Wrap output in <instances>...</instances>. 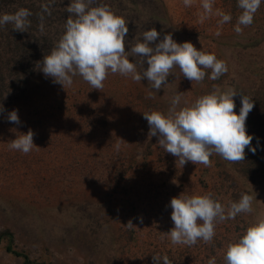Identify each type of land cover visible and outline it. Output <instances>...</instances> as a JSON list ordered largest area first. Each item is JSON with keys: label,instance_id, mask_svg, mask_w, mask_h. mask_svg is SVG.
<instances>
[{"label": "rangeland", "instance_id": "374dc122", "mask_svg": "<svg viewBox=\"0 0 264 264\" xmlns=\"http://www.w3.org/2000/svg\"><path fill=\"white\" fill-rule=\"evenodd\" d=\"M70 2L0 0V16L21 9L30 13L25 32L13 30L11 23L1 26L9 25L0 38V55L16 53L20 70L15 77L12 66L0 60L5 79L0 83L5 110L0 113V236L13 234V239L2 238L0 264H25L27 257L33 264H154L156 254L166 255L171 264H208L213 257L216 264H225L228 243L237 241L264 213V155L250 168L254 182L242 178L244 168L237 162L217 154L210 157V167L179 165L177 157L158 145V137L149 138L143 113L167 115L178 92L183 93L180 107L191 106L214 86L254 93L260 80L264 82V0L253 23L241 26L242 34L234 31L242 11L238 0H214V11L232 16L222 26L215 15L199 23L201 0L191 7L183 0H98L125 19L126 52L139 33L155 28L160 36L150 44L153 48L172 34L175 42H191L226 62L222 82L208 78L210 69H203L202 82H192L174 67L168 85L159 91L146 79L136 82L111 72L100 90L78 75L66 90L45 77L37 62L64 33ZM129 60L136 62L135 57ZM237 96L238 115L242 105ZM13 110L18 111L19 125L7 119ZM29 129L36 147L27 154L10 149L8 142ZM242 193L252 196L253 212L218 222L210 243L173 245L165 235L174 227L172 198L211 194L227 207ZM130 220L133 228L126 227ZM9 245L19 255L9 252Z\"/></svg>", "mask_w": 264, "mask_h": 264}, {"label": "clouds", "instance_id": "9594fccd", "mask_svg": "<svg viewBox=\"0 0 264 264\" xmlns=\"http://www.w3.org/2000/svg\"><path fill=\"white\" fill-rule=\"evenodd\" d=\"M193 3L194 0H183L185 7H191ZM213 3L214 0H201L203 11L199 14V23L203 24L213 15L220 17V26L230 22L232 16L219 9L214 11ZM260 5L261 0H238L237 6L242 11L234 28L237 34H242L241 26L248 27L253 23ZM66 10L69 16L64 33L50 54L37 62L45 77L53 78V82L61 84L65 90L77 75L97 90L104 87L103 82L111 72L136 82L146 79L153 90L159 91L168 85L174 67L192 82L204 80L206 72L203 69L211 70L208 77L211 80L219 79L228 71L225 61L197 50L191 42H175L172 34H165L154 48L151 47L150 44L160 36L155 28L139 33L131 50L126 52L125 37L129 29L125 19L98 0H71ZM29 15L25 9L14 15L5 14L0 16V26L11 23L13 30L25 32ZM220 34V31L216 32L217 36ZM130 56L136 58L135 63L130 62ZM145 62L147 69L144 68ZM237 94L232 89L221 91L214 86L213 92L197 98L191 106L180 107L183 93L178 92L171 98L167 115L158 111L143 113L150 128L148 136L158 137V145L177 157V164L182 166L191 162L210 167L213 154L229 162L242 161L245 149L254 138L246 130V120L254 103L240 94L242 107L237 115L233 99ZM3 111L0 106V113ZM7 119L17 125L21 123L17 110L8 113ZM33 137L31 129L26 134L20 133L15 140L8 142L9 148L27 154L36 147ZM116 147L119 148V144ZM250 150L253 154L257 151L255 147ZM252 203L253 198L247 193H242L238 201L229 202L227 207L214 200L211 194H181L171 199L174 227L165 235L173 245L193 246L197 241L210 243L218 222L235 219L241 213H252ZM126 227H134L131 220ZM161 259L163 264H171L166 255L161 258L159 254L153 256L154 264H161ZM224 261L225 264H264V213L256 217L237 241L228 243ZM208 264H216L215 257L209 259Z\"/></svg>", "mask_w": 264, "mask_h": 264}, {"label": "trees", "instance_id": "16d2710c", "mask_svg": "<svg viewBox=\"0 0 264 264\" xmlns=\"http://www.w3.org/2000/svg\"><path fill=\"white\" fill-rule=\"evenodd\" d=\"M8 27H9V25H7L6 27H3V28L0 26V38H3V36L6 35V32H7L6 30H8ZM13 38H15V37L13 36ZM6 43L10 44L7 41H6ZM11 47H12V45L6 47L7 51H9ZM13 51H15V50H13ZM10 56L12 58H10ZM41 56H46V52L43 53ZM7 57H8V59H7ZM0 60H1V64L3 63L6 65L12 66V68L14 69L15 77L18 76L16 71L20 70V62H19V56L16 53L11 52L6 56L0 55ZM2 72L3 71H2L1 65H0V83L5 84V79L3 77H1V76H3ZM217 80L222 82L223 78L220 77ZM252 82L254 83V81H252ZM261 82H262V80H260V83L258 85V89L254 90L255 94L253 92H249V94L244 93V95L249 97V99L254 103L253 110L249 113L247 120H246L247 133H248V135L253 136L254 138L252 140L251 145L245 149V159L237 162L239 168H241V166L244 168V172L242 173V178L245 179V181H247V182L256 181V178L254 177V171H252L250 168L254 167V165H255L254 163L257 161L258 157H260L262 154L264 155V88H263L264 82L263 83H261ZM256 90H257V92H256ZM237 98L241 101V95L240 94H238ZM238 115H239V113H238ZM262 141H263V143H262ZM252 147H255L257 149L255 154H253L250 150ZM263 159H264V157H263ZM225 174H226L225 177L230 179L229 174L228 173H225ZM245 181L242 184L245 185ZM4 234L5 235L3 237L0 236V244H1L2 238H4L5 236H11V238L13 237V234H11L10 231H7ZM7 250L9 252H14L15 254L19 255L18 252L13 251L11 245H9L7 247ZM25 260H26L25 264H33V262L28 257Z\"/></svg>", "mask_w": 264, "mask_h": 264}]
</instances>
